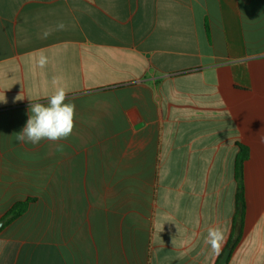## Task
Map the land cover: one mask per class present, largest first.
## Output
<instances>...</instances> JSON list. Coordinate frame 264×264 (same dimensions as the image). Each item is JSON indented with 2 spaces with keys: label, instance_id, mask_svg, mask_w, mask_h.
<instances>
[{
  "label": "crops",
  "instance_id": "0c3cea01",
  "mask_svg": "<svg viewBox=\"0 0 264 264\" xmlns=\"http://www.w3.org/2000/svg\"><path fill=\"white\" fill-rule=\"evenodd\" d=\"M59 87L72 135L18 142ZM42 191L0 264H264V0H0V220Z\"/></svg>",
  "mask_w": 264,
  "mask_h": 264
},
{
  "label": "clouds",
  "instance_id": "9594fccd",
  "mask_svg": "<svg viewBox=\"0 0 264 264\" xmlns=\"http://www.w3.org/2000/svg\"><path fill=\"white\" fill-rule=\"evenodd\" d=\"M58 27L64 28L61 22ZM45 35H48L45 32ZM40 67L47 64V58L41 57L38 61ZM57 81L53 79L55 84ZM19 100L18 98H16ZM68 100L63 87H59L48 99L47 104L31 103L28 110V119L21 131L15 133L18 142L38 145L41 141L59 142L68 139L75 127L76 106ZM226 239L224 230L220 227L209 228L207 243L218 256Z\"/></svg>",
  "mask_w": 264,
  "mask_h": 264
},
{
  "label": "rangeland",
  "instance_id": "374dc122",
  "mask_svg": "<svg viewBox=\"0 0 264 264\" xmlns=\"http://www.w3.org/2000/svg\"><path fill=\"white\" fill-rule=\"evenodd\" d=\"M53 197L55 200L56 199L59 200L60 194H55ZM31 200L32 202L30 203L29 206H31V204L33 205L31 208L28 207L27 211L24 213L25 218L23 222L27 221V223H29L31 221L33 226V236L37 237V239H41V238L44 239L45 231L48 224L47 221L49 219V208L47 207V203H48L47 195L45 191H42L40 195L36 196V198H32ZM58 207L60 208V204Z\"/></svg>",
  "mask_w": 264,
  "mask_h": 264
},
{
  "label": "trees",
  "instance_id": "16d2710c",
  "mask_svg": "<svg viewBox=\"0 0 264 264\" xmlns=\"http://www.w3.org/2000/svg\"><path fill=\"white\" fill-rule=\"evenodd\" d=\"M246 159V156L242 154L237 158L236 161V181L238 183V195H237V203H238V212L241 213L243 210V196H242V171H243V162ZM31 199H28L23 202H19L12 206L9 211L2 217L1 220L4 221V227L11 224L13 221L21 217L28 209ZM229 248H233L232 243L229 244Z\"/></svg>",
  "mask_w": 264,
  "mask_h": 264
},
{
  "label": "water",
  "instance_id": "95a60500",
  "mask_svg": "<svg viewBox=\"0 0 264 264\" xmlns=\"http://www.w3.org/2000/svg\"><path fill=\"white\" fill-rule=\"evenodd\" d=\"M3 227H4V221L0 220V230H2ZM229 255H230V250L228 249L224 252L218 264H228Z\"/></svg>",
  "mask_w": 264,
  "mask_h": 264
},
{
  "label": "flooded vegetation",
  "instance_id": "af4514ba",
  "mask_svg": "<svg viewBox=\"0 0 264 264\" xmlns=\"http://www.w3.org/2000/svg\"><path fill=\"white\" fill-rule=\"evenodd\" d=\"M4 229V227L2 228V230ZM1 231V230H0Z\"/></svg>",
  "mask_w": 264,
  "mask_h": 264
}]
</instances>
